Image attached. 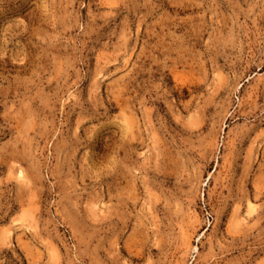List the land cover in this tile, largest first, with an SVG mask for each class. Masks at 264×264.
<instances>
[{
	"label": "rangeland",
	"instance_id": "374dc122",
	"mask_svg": "<svg viewBox=\"0 0 264 264\" xmlns=\"http://www.w3.org/2000/svg\"><path fill=\"white\" fill-rule=\"evenodd\" d=\"M0 264H264V0H0Z\"/></svg>",
	"mask_w": 264,
	"mask_h": 264
}]
</instances>
